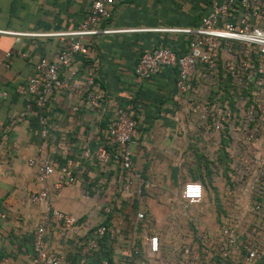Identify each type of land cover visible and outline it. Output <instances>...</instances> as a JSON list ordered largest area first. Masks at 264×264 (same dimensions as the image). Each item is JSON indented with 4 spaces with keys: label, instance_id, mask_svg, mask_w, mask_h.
<instances>
[{
    "label": "crops",
    "instance_id": "obj_1",
    "mask_svg": "<svg viewBox=\"0 0 264 264\" xmlns=\"http://www.w3.org/2000/svg\"><path fill=\"white\" fill-rule=\"evenodd\" d=\"M115 1L111 16L99 28L125 31L81 39L87 52L75 57L72 82L77 88L54 93L41 124L13 90L31 76L38 59L54 63L74 38L16 40L0 34V92L6 93L0 98V261L4 264L28 263L33 230L43 217L48 219L44 244L60 258V264H100L102 260L128 264L124 262L127 243L133 241L144 253L141 237L145 233L156 235L161 251L170 255L188 235L211 233L222 220L218 205L232 190L223 143L188 112L187 98L174 97L173 69L162 68L146 82L133 75L141 53L159 46L183 53L188 37L174 30L197 27L212 0ZM91 2L0 0V30L70 32ZM89 75L103 93L101 109H91L84 100ZM126 105H131L137 122V137L129 145L131 171L124 172L113 162L100 166L83 160V149L101 143L106 123ZM41 157L52 164L50 181L61 177L63 168L73 180L51 192L45 203H33L29 195L39 185L26 161ZM188 181L201 183L203 197L184 210L180 190ZM52 210L76 218L72 234H60ZM138 213L141 220H136ZM99 224L106 228L105 237L87 255L84 240L89 229Z\"/></svg>",
    "mask_w": 264,
    "mask_h": 264
},
{
    "label": "built area",
    "instance_id": "obj_2",
    "mask_svg": "<svg viewBox=\"0 0 264 264\" xmlns=\"http://www.w3.org/2000/svg\"><path fill=\"white\" fill-rule=\"evenodd\" d=\"M115 0H92L90 7L77 28L66 33H17L0 30V34L14 37L43 38L48 36L74 38L69 47L58 53L54 63L38 59L32 65V74L15 87L13 92L28 105V110L42 117L50 107L52 95L76 87L72 82L76 73L75 57L85 55L87 48L81 43L84 37L111 34L125 30L100 29L101 23L111 16ZM188 37L183 53L166 47H155L141 53L133 67L139 82H146L162 68L175 71L174 97L187 98L188 112L196 116L202 129L208 127L223 143V150L244 160L241 171L234 169L236 185L253 186L256 190L250 209L242 218L227 214L217 229L211 233L194 232L188 235L176 252L167 255L161 251L159 238L145 233L142 253L133 241L126 245L125 263L128 264H256L263 257L261 237L257 226L247 223L250 212L256 215L259 204L264 202V1L261 0H212L209 12L200 18L194 29H175ZM65 75H60V71ZM227 82V83H226ZM215 87L217 89H215ZM199 89L201 93L199 94ZM6 96L0 92V98ZM84 100L91 109H101L103 93L93 76L84 84ZM40 136L44 133L40 131ZM137 137V122L131 105L119 110L107 123L101 143L85 147L82 158L95 161L100 166L113 162L124 171H131L129 145ZM242 162V160H240ZM35 175L39 188L29 195L33 203H45L51 192L72 182L70 172L63 168L61 177L50 181L53 167L48 158H29L26 161ZM138 178V176L136 177ZM127 185L123 186L126 189ZM203 187L199 181L185 182L180 190L184 210L199 204ZM46 206V211H48ZM50 215L61 226L60 234H72L77 227L74 216L51 211ZM142 214H136L141 220ZM43 217L34 228L32 257L27 264H60V258L47 248L43 235L47 224ZM106 228L99 224L89 229L84 240L86 253L97 249L105 237ZM110 236L108 237V240ZM168 256V257H167ZM84 260L82 259L81 263ZM4 264V261H0ZM100 264H108L102 260Z\"/></svg>",
    "mask_w": 264,
    "mask_h": 264
},
{
    "label": "rangeland",
    "instance_id": "obj_3",
    "mask_svg": "<svg viewBox=\"0 0 264 264\" xmlns=\"http://www.w3.org/2000/svg\"><path fill=\"white\" fill-rule=\"evenodd\" d=\"M229 155V167L231 169V172H229V178L232 183V190L228 189L227 191L230 193L225 201L224 204L219 206L221 211L223 212L222 218L226 216L227 214H233L236 215L237 218H242V213L245 212L247 209H250L252 205H250V201L254 200L252 197L253 193L256 191L253 186L249 187H244L242 185H236V176L234 174V169H239L241 171L243 167V161L249 158L248 156H242L239 157L233 153L228 154ZM260 209L256 215L250 212L249 217L247 218V223L251 226H257L259 230V236L261 237V245L262 246V252H263V257L261 262L256 263V264H264V202L259 204ZM219 219V218H218ZM217 222V221H216Z\"/></svg>",
    "mask_w": 264,
    "mask_h": 264
},
{
    "label": "trees",
    "instance_id": "obj_4",
    "mask_svg": "<svg viewBox=\"0 0 264 264\" xmlns=\"http://www.w3.org/2000/svg\"><path fill=\"white\" fill-rule=\"evenodd\" d=\"M227 83V82H226ZM222 143H224V141H222Z\"/></svg>",
    "mask_w": 264,
    "mask_h": 264
}]
</instances>
